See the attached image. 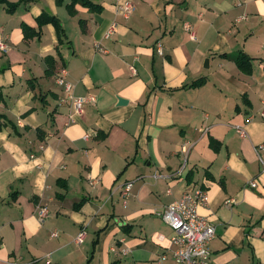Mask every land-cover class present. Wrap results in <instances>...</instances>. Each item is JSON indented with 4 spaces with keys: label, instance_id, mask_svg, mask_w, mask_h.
I'll list each match as a JSON object with an SVG mask.
<instances>
[{
    "label": "crops",
    "instance_id": "obj_1",
    "mask_svg": "<svg viewBox=\"0 0 264 264\" xmlns=\"http://www.w3.org/2000/svg\"><path fill=\"white\" fill-rule=\"evenodd\" d=\"M6 1L0 264H173L160 213L194 186L207 191L197 212L215 226L213 261L264 264V0ZM43 11L61 42L38 28ZM60 67L75 97H93L80 113Z\"/></svg>",
    "mask_w": 264,
    "mask_h": 264
},
{
    "label": "built area",
    "instance_id": "obj_2",
    "mask_svg": "<svg viewBox=\"0 0 264 264\" xmlns=\"http://www.w3.org/2000/svg\"><path fill=\"white\" fill-rule=\"evenodd\" d=\"M133 9L132 4L125 2L117 5V11L128 15ZM115 30L112 24L106 36L111 35ZM8 49L7 37L0 31V51L5 52ZM157 52L162 54V46H157ZM134 70L132 66H129ZM66 68L60 67L56 82L63 88L64 98L70 101L74 113L82 111V105L85 102L92 101L93 97H75L72 93L73 86L65 79ZM260 116L264 119V103ZM242 136H245L243 129L239 130ZM262 145H259L260 148ZM189 145L185 143L182 146V152L186 153ZM264 165V163H263ZM185 167V160L177 169V174H180ZM250 186L254 187V180L250 181ZM131 187V182L125 183L123 192L128 193ZM208 202L207 191L202 187L194 186L189 190H185L181 196L173 202L166 205L160 213L162 220L172 229L173 235L171 237V244L173 248V264H216L211 258L209 249V242L215 236V226L207 220L205 216L197 212L199 205H205ZM46 214V209H40V217ZM54 234V233H53ZM84 232H80L76 241L81 242ZM164 255H160L157 264H161Z\"/></svg>",
    "mask_w": 264,
    "mask_h": 264
},
{
    "label": "trees",
    "instance_id": "obj_3",
    "mask_svg": "<svg viewBox=\"0 0 264 264\" xmlns=\"http://www.w3.org/2000/svg\"><path fill=\"white\" fill-rule=\"evenodd\" d=\"M20 1H24V0H20ZM72 2H80L82 5L88 6L90 8V10H94V11H98L100 8L98 5L93 4L92 2H90L89 0H71ZM1 3L6 5V8L8 11L13 10L16 6L17 3H9L6 0H0ZM57 3H61L62 0H56ZM36 21L38 24V28L40 29L44 24L47 23H51L54 25L57 35H58V39L59 42H61V34L63 33L61 24L58 20V18L54 15H51L45 11L41 12L37 17H36ZM22 30L24 32V34L26 35L27 32L29 31H34V29H32L31 27L22 24ZM34 33L36 35H38L40 33V30L34 31ZM234 60L237 64V66L245 71V72H249L250 71V58L243 52H239L234 56ZM204 82V80L202 78H199L197 80H195L191 85L193 86H198L201 85Z\"/></svg>",
    "mask_w": 264,
    "mask_h": 264
},
{
    "label": "water",
    "instance_id": "obj_4",
    "mask_svg": "<svg viewBox=\"0 0 264 264\" xmlns=\"http://www.w3.org/2000/svg\"><path fill=\"white\" fill-rule=\"evenodd\" d=\"M118 101H119V103H125L126 102L124 99H121V98H119Z\"/></svg>",
    "mask_w": 264,
    "mask_h": 264
}]
</instances>
